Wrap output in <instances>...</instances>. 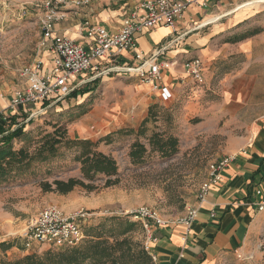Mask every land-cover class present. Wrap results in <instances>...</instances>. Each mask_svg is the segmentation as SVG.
Instances as JSON below:
<instances>
[{
    "label": "rangeland",
    "instance_id": "rangeland-1",
    "mask_svg": "<svg viewBox=\"0 0 264 264\" xmlns=\"http://www.w3.org/2000/svg\"><path fill=\"white\" fill-rule=\"evenodd\" d=\"M75 1L78 0L49 6L47 0H0V110H8L15 90L25 85L20 75L23 67L43 59L41 19L47 11L56 9L64 15L57 23H72L77 19L76 12L81 13V8L88 4L78 5ZM90 1L104 6L126 1L129 6H136L143 0ZM262 3L264 0H251L239 9H250ZM253 17L247 26L264 25V8L256 10ZM103 77L74 90H89L86 94L74 95L72 91L43 113L32 116L22 111L10 114L5 121L11 124L10 119L15 116L12 128H24L25 135L14 140L16 149L24 147L34 151L55 125L65 128L71 139H90L98 143V150L117 161L119 182L104 187L106 176L99 175L95 181L98 188L94 191L77 187L68 195L44 192L42 181L67 180L81 175V164L75 160L78 149L66 146H61L49 161L34 162L13 175L0 185V260L61 248L36 241L30 247L26 245V234L33 221L48 206L59 207L66 214L84 209L88 216L82 222L83 230L107 217L126 218L134 224L127 236L145 245L147 233L143 219L133 212L149 207L166 218L183 216L188 207L197 204L201 187L210 180L211 164L231 154L228 153V136L242 129L233 125L224 127V121L217 125L207 120L211 113L207 112L206 102L216 97L209 92L210 95L203 98L202 111L188 104L187 93L191 88L201 90L204 85L181 87L172 101H169L172 96L164 100L160 94L161 100L167 102H153L158 99L156 94L153 99L147 98L150 90H145L140 80ZM154 134L165 139L177 138V151L163 156L153 150L150 139ZM136 142L144 145L146 152L142 158L133 159L130 153ZM3 243H10L12 247L4 249Z\"/></svg>",
    "mask_w": 264,
    "mask_h": 264
},
{
    "label": "crops",
    "instance_id": "crops-1",
    "mask_svg": "<svg viewBox=\"0 0 264 264\" xmlns=\"http://www.w3.org/2000/svg\"><path fill=\"white\" fill-rule=\"evenodd\" d=\"M250 1L211 0L206 7L190 5L173 26L158 25L136 34L142 57L124 51L102 60V67L135 66L158 54L163 84L171 90L172 101L181 87L197 84L187 76L183 64L200 58L205 81L198 85L205 89L187 88L188 104L202 111L204 97L211 92L216 98L206 102L211 113L207 120L242 129L228 136L231 161L222 171L221 181L210 185L204 200L197 202L198 216L189 229L178 223L154 228L156 240L149 245L158 264H264L258 247L264 239V211L258 210L256 195L257 189L264 190V25L246 24L264 3L239 9ZM138 5L122 1L104 6L88 0L81 13L76 12L77 19L57 23L56 31L85 43L86 21L117 31ZM42 60L46 66L50 64L48 50ZM113 77L140 80L128 73H112L103 79ZM140 83L150 90L147 98L156 94L158 99L153 102H167L151 84Z\"/></svg>",
    "mask_w": 264,
    "mask_h": 264
},
{
    "label": "built area",
    "instance_id": "built-area-1",
    "mask_svg": "<svg viewBox=\"0 0 264 264\" xmlns=\"http://www.w3.org/2000/svg\"><path fill=\"white\" fill-rule=\"evenodd\" d=\"M211 0H143L137 10L124 18L122 26L117 31H110L106 27L86 21L83 25L85 43L56 31L57 21L63 14L56 9L47 11L41 19L43 30L42 46L51 53L48 66L40 59L20 72L24 79V86L16 89L8 110L0 111V119L6 120L10 114L22 111L32 116L43 113L52 103L62 101L72 91L88 81L98 77L109 76L112 73L133 74L145 84H151L159 91L164 100L172 94L168 86L163 84V63L158 60V54L144 59L140 64L111 65L102 67L103 59H112L124 51L135 53L142 57L143 53L137 48V33L150 30L158 25L173 26L190 5L206 7ZM88 0L75 1L76 4L87 3ZM65 0H47V4L57 5ZM48 6V7H49ZM183 68L188 77L197 84L205 81L204 66L200 58L184 62ZM79 79V80H78ZM181 83H184L182 80ZM231 158L211 164V178L200 189L199 200L202 202L210 190V185L221 181L222 171L229 164ZM259 197L257 207L264 211V190L257 189ZM197 204L188 207L186 213L177 219L166 218L149 207H141L133 214L143 219V227L147 233L145 248L149 252L154 264H158L157 256L151 252L149 241H155L153 230L157 226L183 224L188 229L198 216ZM88 213L84 209L66 214L56 206H48L39 212L26 234L27 247L33 241L50 247H72L79 245L85 239L82 222ZM259 250L264 254V239L259 243ZM238 258L243 256L238 253Z\"/></svg>",
    "mask_w": 264,
    "mask_h": 264
},
{
    "label": "trees",
    "instance_id": "trees-1",
    "mask_svg": "<svg viewBox=\"0 0 264 264\" xmlns=\"http://www.w3.org/2000/svg\"><path fill=\"white\" fill-rule=\"evenodd\" d=\"M89 90H76L72 94H86ZM8 124L0 119V185L7 182L13 175L22 172L34 162H47L57 155L61 146L78 149L75 160L81 164L80 177L67 180L55 179L53 182L42 181L44 192L69 194L77 187L88 191L98 188L95 184L99 175H105L104 187L116 185L117 161L110 155L98 150V143L90 139H71L61 125H55L51 133L44 136L34 151L24 147L16 149L14 140L25 135L23 126L12 128L16 117ZM148 121L146 119L144 124ZM150 143L153 150L163 156H171L177 151L178 139L163 138L154 134ZM146 152L144 145L134 143L130 155L133 159L142 158ZM134 224L122 217H107L96 226L84 229L86 239L79 245L49 249L43 253H30L17 259H2L0 264H154L145 246L134 242L127 236ZM90 237L87 239V237ZM4 249L12 247L3 243Z\"/></svg>",
    "mask_w": 264,
    "mask_h": 264
},
{
    "label": "bare ground",
    "instance_id": "bare-ground-1",
    "mask_svg": "<svg viewBox=\"0 0 264 264\" xmlns=\"http://www.w3.org/2000/svg\"><path fill=\"white\" fill-rule=\"evenodd\" d=\"M255 2V1H254Z\"/></svg>",
    "mask_w": 264,
    "mask_h": 264
}]
</instances>
